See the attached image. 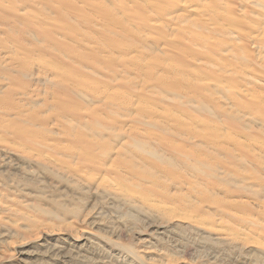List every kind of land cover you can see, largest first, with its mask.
<instances>
[{
    "label": "bare ground",
    "instance_id": "bare-ground-1",
    "mask_svg": "<svg viewBox=\"0 0 264 264\" xmlns=\"http://www.w3.org/2000/svg\"><path fill=\"white\" fill-rule=\"evenodd\" d=\"M172 2L131 0L105 5L100 0H0V30L15 51L13 56L0 57V114L8 117L9 122L23 124L4 128L14 137H27V148L34 150L33 157L38 158L35 160L47 168L64 167L50 156L75 158L74 175L82 176L88 170L93 175L98 173V185H113L115 195L124 199L132 200V191L139 201L158 198L156 201L161 203L177 202L182 213L173 214L174 210L164 208L162 214L171 211L168 218L214 232L216 222L201 217L205 207L219 214L222 224L224 217L230 220L247 210V200L233 197L259 194L244 174H230L231 168L243 166L246 157L264 169V163L257 160L261 156L252 152L264 149L254 145V136L245 133L250 132V120L240 113L249 110L246 97L253 99L249 102L251 108L264 104V95L259 93L264 89V1L253 0L262 10L254 18L245 10V4L244 8L237 7L239 0H187L191 9L183 5L179 9L183 13L175 12L174 16ZM26 3L38 5L37 12L26 15ZM134 7L145 11L140 16L129 14ZM189 11L196 13L195 17L190 18L186 13ZM138 18L149 23L151 37L163 39L166 47L173 48L167 58L176 54L184 56L187 62L194 61L195 75L200 80L188 81L185 75L190 69H170L163 56L149 46L152 61L146 67L158 65L170 71L148 86L149 105L137 104L134 114H122L121 111L134 107L133 103L125 100L123 94L100 92L90 80L95 71L106 70L113 82L141 65L119 55L147 46L149 38L138 36L130 26L129 21ZM174 34L196 45L193 48L185 43V49H179L177 41L170 39ZM252 45L253 51L259 49L257 56L249 49ZM48 69L56 76L49 77ZM41 87L43 97H39L38 105L29 102L31 96L38 95L37 90L41 95ZM222 90L230 96L234 108H227L228 104H221L214 97V92ZM137 97L144 101L143 96ZM152 103H162L169 110L154 108ZM214 118L228 123L227 128L234 132L245 133V139H233L232 147L226 144L222 141L226 136L210 123ZM72 119L77 122H71ZM51 124L68 128L55 132ZM28 130L38 136H32ZM60 136H69L67 142L74 149L72 152L59 151L61 145L60 149L67 148ZM6 164L8 159L0 154V166ZM127 182L134 188L128 187ZM183 184L185 190L181 188ZM215 190L222 191L224 198L216 197ZM259 203L264 206V200ZM37 208L38 214L50 212ZM225 223L214 232V239L234 242L239 233ZM165 232L160 228L155 231L157 236ZM97 236L87 228L70 239L61 238L64 241L59 244L38 239L33 251L19 249L17 262L33 264V259L39 261V257L49 256L66 262L106 264L110 256L117 262L139 264L135 258L127 259L138 258L134 249Z\"/></svg>",
    "mask_w": 264,
    "mask_h": 264
},
{
    "label": "rangeland",
    "instance_id": "rangeland-1",
    "mask_svg": "<svg viewBox=\"0 0 264 264\" xmlns=\"http://www.w3.org/2000/svg\"><path fill=\"white\" fill-rule=\"evenodd\" d=\"M100 1H103L105 5H112L113 2L119 3L120 1L131 2V0ZM132 1L139 2L141 0ZM252 2L253 0H239L237 7L244 8L243 5L245 4L247 6L245 10L250 12L251 18H254L255 14L262 10ZM183 5L189 10L192 6L189 2L187 3V0H173L170 5L172 15L174 16L175 12L178 15L183 13L179 10ZM37 7L38 5L26 3L23 12L26 15L35 14ZM144 11L141 7H134L129 11V14L140 16ZM186 13L190 18H192L191 16L195 17L196 14L191 11ZM186 13L185 16H187ZM129 22L130 26L138 32V36L149 38V40L146 41L147 46L145 49L131 53L123 51L119 55L124 60H134L141 63V65L137 66L136 70L122 74L121 78L115 79L113 82L109 80L110 75L106 73V70L102 72L95 71L94 79L90 80L92 85L98 88L100 92L123 94L125 100L133 103L134 107L121 111L122 114H134L137 104L141 107L149 105L150 99L148 103L146 100V96L151 98L150 94L147 93L148 86L156 83L158 76L166 75L170 71L164 67H158V65L151 68L146 67L145 64L152 61V50L148 49L149 46L163 56L165 64L170 69H186V72L190 69L185 78L192 83L200 80L195 75L197 69L194 61L187 62L184 56L176 54L171 56L172 59L167 58L172 53L173 48L166 47L163 39L151 37V30H148L151 26L147 21L138 18ZM5 37L0 30V57L2 59L3 57L15 55L11 43L5 40ZM170 39L177 41L176 43L180 45L179 49H185V43L193 45V48L196 45L191 41H183L181 37L179 38L176 35L171 36ZM249 49H251L252 55H258V47L257 51H253V45L252 48L249 46ZM174 50L178 51L177 49ZM47 71L46 74L49 77L56 76V73H50V69ZM43 90V87H41L40 96L39 90H37L38 95L31 96L29 102H35L38 105L39 97H43ZM214 93V97L219 98V103L228 104L227 108L233 107L230 105L232 104L229 99L230 96L224 90ZM259 93L264 95V89L260 90ZM139 95L143 96L145 102L142 101L141 97H137ZM244 101L249 110H243L240 113L244 115L246 120H250V132L246 131L245 133H249L251 137L254 136L256 138L254 145H261L264 149V104L251 108L249 102L253 99L246 97ZM152 107L163 111L169 110V107L162 103L157 105L152 103ZM26 109L27 107L24 108V110ZM40 110H44V108ZM192 118L198 119L196 116ZM8 120V117H3L0 114V154L8 159V164L0 166V264H18L19 249L33 251L36 248L35 244L38 239L39 242L59 244L64 241L61 238L70 239L69 237L79 235L83 229L87 228L92 230L96 236L98 235L97 237H101L103 241L122 245L126 249H134L138 258L131 256L127 259L135 258V261L139 264H264V232H262L264 231V206L262 207L259 203L264 200V169L253 164L250 157L243 159V166L231 168L230 174L234 177L237 174H244L248 184L258 189L259 194L257 197L245 194L233 197L247 200V210L236 213L237 217H230V220L224 217L222 224H219V214H216L212 208L205 207L201 214V217L210 218L216 222L213 227L214 232L221 230V227L226 225L225 222H228L239 233L234 242L217 241L214 239L216 237L214 232L190 227L181 223L178 219L168 218L171 211L169 213L164 211L162 214L164 208L174 210L173 214L182 213L183 209L176 205L177 202L166 201L161 203L156 201L158 198L156 200L149 198L147 201H139L136 193L132 191H130L133 197L132 200L124 199L115 195L113 185H98V173L93 175L94 172L90 173V170H88L89 172L87 174L83 172L82 176L74 175L72 168L76 167L77 161L75 158H65V160L59 154L50 156L56 160V163H61L64 167L54 165L47 168L37 161V157H33L35 151L27 148L25 142L27 137L22 139L14 137L4 128V126L16 127L23 124L18 121L9 122ZM213 121L210 123L218 133L221 132L226 136L222 141L229 144V146L232 147L230 143L233 139H245V133L234 132L233 128H227L229 124L221 119L214 118ZM71 122L76 123L77 120L72 119ZM50 127L55 132L66 131L68 128L67 125L60 127L54 124H51ZM28 132L32 136H38L30 130ZM60 138L63 146H67V148L60 149L63 148L61 145L59 151L72 152L74 149L67 142L69 136H60ZM252 152L257 156H261L257 160L264 163V150L254 149ZM233 153L238 154L237 151H233ZM90 175L95 181L89 177ZM112 178L109 177L110 180ZM127 185L132 189L134 188L129 183ZM181 188L185 190V185L183 184ZM167 191L174 192L171 189ZM213 193L216 197L224 198V193L220 190H215ZM154 200L155 202H153ZM37 206L50 212L42 214L39 211L38 214ZM157 228L165 229L166 232L157 236L155 233ZM103 235L105 236L103 237ZM64 260H52L49 256H46L39 257V261L33 259V264H92L72 260L66 262ZM106 264H127V262H117L109 256Z\"/></svg>",
    "mask_w": 264,
    "mask_h": 264
}]
</instances>
